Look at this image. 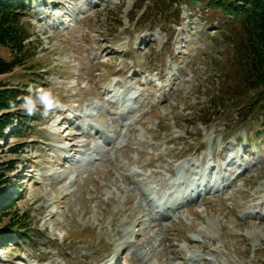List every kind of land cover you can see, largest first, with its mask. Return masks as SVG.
I'll list each match as a JSON object with an SVG mask.
<instances>
[{"label":"rangeland","instance_id":"1","mask_svg":"<svg viewBox=\"0 0 264 264\" xmlns=\"http://www.w3.org/2000/svg\"><path fill=\"white\" fill-rule=\"evenodd\" d=\"M141 2L27 0L24 47L0 46V91L63 105L0 108V230L22 236L0 264H264L261 114L216 106L243 79L238 26Z\"/></svg>","mask_w":264,"mask_h":264},{"label":"trees","instance_id":"2","mask_svg":"<svg viewBox=\"0 0 264 264\" xmlns=\"http://www.w3.org/2000/svg\"><path fill=\"white\" fill-rule=\"evenodd\" d=\"M155 5L157 10L165 4L177 1L190 2L196 5L199 1H205L206 7L220 10L226 21L234 22L238 26V42L235 49L238 65L244 75L243 79L231 83L222 91V100L216 105L224 109L229 103L230 107L238 108L242 114L249 117H258L260 114L262 126L264 125V0H142L139 9L145 8L139 20L145 13L152 10L148 2ZM27 0H0V46L10 45L18 50L24 47L27 37L25 23L21 19L26 12ZM233 46L234 42L231 43ZM11 63L0 57V73L8 71ZM226 88V86H224ZM21 92L17 90L0 91V108H10L9 101L15 100L17 106L22 101L16 99ZM11 109V108H10ZM247 116H239L247 120ZM240 119V120H241ZM11 118L0 119V135L2 129ZM24 120V119H23ZM243 120V121H244ZM24 124L21 122L20 126ZM263 130V129H262ZM0 175V210L13 203L9 192L3 191L4 181ZM7 229L0 230V243L11 242V239L21 238Z\"/></svg>","mask_w":264,"mask_h":264},{"label":"clouds","instance_id":"3","mask_svg":"<svg viewBox=\"0 0 264 264\" xmlns=\"http://www.w3.org/2000/svg\"><path fill=\"white\" fill-rule=\"evenodd\" d=\"M27 92V95L16 98L22 101L19 107L26 115L32 116L39 112L41 116L47 117L50 113L63 106L60 98L54 94L51 88H34L30 86ZM9 107L12 110L17 108L15 100L9 101Z\"/></svg>","mask_w":264,"mask_h":264}]
</instances>
